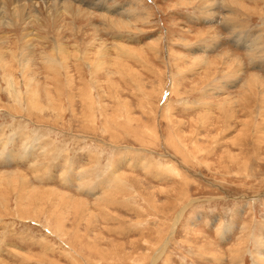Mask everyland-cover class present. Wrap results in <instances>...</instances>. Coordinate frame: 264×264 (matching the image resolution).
<instances>
[{"label": "rangeland", "instance_id": "rangeland-1", "mask_svg": "<svg viewBox=\"0 0 264 264\" xmlns=\"http://www.w3.org/2000/svg\"><path fill=\"white\" fill-rule=\"evenodd\" d=\"M262 15L1 1L0 264H264Z\"/></svg>", "mask_w": 264, "mask_h": 264}, {"label": "bare ground", "instance_id": "bare-ground-1", "mask_svg": "<svg viewBox=\"0 0 264 264\" xmlns=\"http://www.w3.org/2000/svg\"><path fill=\"white\" fill-rule=\"evenodd\" d=\"M1 1H6V0H0V2ZM24 8L22 7V10H23ZM19 10H21V9H19ZM20 14V13H19ZM16 17V16H15ZM21 18V17H20ZM113 23H114V21H112ZM1 37V36H0ZM27 44H29V43H27ZM25 55V54H24ZM225 56V55H224ZM11 174V173H10ZM4 177V176H3ZM9 177V176H8ZM22 178V177H21ZM1 179V178H0ZM10 179V178H9ZM23 179L28 183L29 181H28V179L26 178V177H24L23 176ZM18 181V180H17ZM13 182V181H12ZM6 183H8V182H6ZM11 183V182H10ZM1 184V183H0ZM16 185V184H15ZM2 186V185H1ZM21 186V185H20ZM14 187V186H13ZM22 188V187H21ZM25 188V187H24ZM47 190V189H46ZM50 190V189H49ZM47 193V192H46ZM27 195H28V193H26ZM54 196V195H53ZM4 198V197H3ZM57 198V197H56ZM49 201V200H48ZM55 201V200H54ZM80 201V200H79ZM24 202V201H23ZM81 202V201H80ZM79 203V202H78ZM55 204V203H54ZM26 205V204H25ZM43 206V205H42ZM86 207H87V205H86ZM89 208V207H88ZM87 208V209H88ZM85 209V208H84ZM82 211H84V210H82ZM81 211V212H82ZM74 212H75V210H74ZM180 214H182V213H180ZM79 215V214H78ZM94 215V214H93ZM179 217H180V215H179Z\"/></svg>", "mask_w": 264, "mask_h": 264}, {"label": "crops", "instance_id": "crops-1", "mask_svg": "<svg viewBox=\"0 0 264 264\" xmlns=\"http://www.w3.org/2000/svg\"><path fill=\"white\" fill-rule=\"evenodd\" d=\"M262 17H264V15H262V16H260V18L262 19V21H263V26H264V18H262ZM259 28H260V26H259Z\"/></svg>", "mask_w": 264, "mask_h": 264}]
</instances>
